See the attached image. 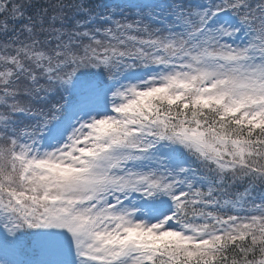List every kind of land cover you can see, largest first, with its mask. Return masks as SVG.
Instances as JSON below:
<instances>
[{"label": "snow or ice", "instance_id": "1", "mask_svg": "<svg viewBox=\"0 0 264 264\" xmlns=\"http://www.w3.org/2000/svg\"><path fill=\"white\" fill-rule=\"evenodd\" d=\"M0 264H264V0H0Z\"/></svg>", "mask_w": 264, "mask_h": 264}]
</instances>
